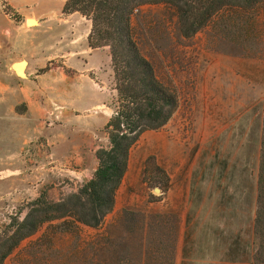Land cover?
<instances>
[{"label": "rangeland", "instance_id": "obj_1", "mask_svg": "<svg viewBox=\"0 0 264 264\" xmlns=\"http://www.w3.org/2000/svg\"><path fill=\"white\" fill-rule=\"evenodd\" d=\"M257 9L255 17L244 27L239 24L224 32V22L215 17L216 23L210 22L188 38L181 36L175 9L168 4L148 3L133 11L130 18L133 38L158 79L175 92L178 102L162 128L143 131L130 148V167L127 165L124 175L131 179L139 174V185L133 187L128 183L125 192L134 198L135 205L118 211L105 223V217L112 210L92 233L71 217L45 222L19 242L6 257V264H172L171 253L158 244L175 220L156 214L154 203L160 197L154 189L165 191L169 187L168 174H181V178L183 174H190L194 197L203 201L210 186L209 174H205L209 172V162L211 166H227L224 180L228 190L227 209L222 236L228 238L229 251L236 250L231 244L239 233L250 240L245 214L250 207L254 210L257 174L232 172L256 170L255 161L245 162L243 154L256 153L264 125V11ZM2 10L17 18L7 5ZM234 22L237 24L236 19ZM102 47L109 52L108 45ZM109 55L95 72L102 73L105 93L109 92L107 103L114 110L117 94ZM94 74H91L94 85L101 88ZM51 118L46 126L50 137L58 128V122ZM104 131L105 127L98 133L100 141L95 143L98 149L109 146ZM163 138L174 146L167 150L169 154L177 151L176 170L171 169L169 173L157 154V144ZM56 145L57 142L47 149L51 155L47 164L28 165L33 174H0V247L5 241L8 244L15 223L25 217L31 202L41 192L46 193V200L57 202L87 181L84 177L87 175L76 174L83 164L76 156L71 157L76 155L74 150L65 152L59 159L54 154V150H59ZM215 151L221 157L214 158ZM235 152L237 162L232 155ZM224 159H227L225 164ZM116 195L122 202L124 195L119 191L115 198ZM202 220L197 223L203 224ZM200 232L196 231L195 236ZM164 244L169 246L165 241Z\"/></svg>", "mask_w": 264, "mask_h": 264}, {"label": "crops", "instance_id": "obj_2", "mask_svg": "<svg viewBox=\"0 0 264 264\" xmlns=\"http://www.w3.org/2000/svg\"><path fill=\"white\" fill-rule=\"evenodd\" d=\"M63 3V0H0V174H33L34 170L29 172L28 165L35 162L47 164L51 156L47 149L56 142L59 150H54L55 156L60 159L65 152L74 150L76 155L71 157L76 156L77 161L83 164L76 174L87 175L84 176L86 180L92 178L98 167L95 143L100 141L98 133L114 110L107 103L109 92L105 93L103 75L95 69L108 60L109 52L103 47L89 46L91 21L79 12H63ZM3 5H7L19 19L4 13ZM29 20L33 23L29 24ZM22 60L25 61L22 66L24 75L19 76L12 64ZM93 73H96L94 75L101 88L94 85ZM50 118L58 122V128L51 137L46 127ZM105 135L108 140L107 133ZM161 141L157 144V154L159 158L161 156L162 167L169 173L171 169L176 170L177 151H169V154L167 150L173 146L172 142L166 138ZM260 148L259 140L255 154H243L245 162L255 161L256 170L238 169L232 174L258 176ZM232 155L237 162V153ZM213 157L221 156L215 151ZM223 161L225 164L227 159ZM239 161L243 158L240 157ZM205 174H209L210 186L206 188L203 201L194 197L195 188L190 186V174H183L182 178L181 174H168L170 185L165 191L160 189L157 195L160 198L154 203L157 215L171 216L175 220L172 264H252L256 249L253 224L257 177L254 210L251 211L250 207L245 214L250 240L239 233L231 244L236 250L229 251L228 238L222 236L225 229L222 221H226L224 211L227 209L228 190L224 182L227 166H211L209 162V172ZM128 183L138 187L139 174L131 179L124 175L117 190L124 195L123 201L120 202L116 195L113 212L105 217V223L118 211L135 205L134 198L125 192ZM200 220L204 223L198 224ZM81 226L89 233L93 232L92 227ZM198 230L201 232L195 236ZM158 245L164 248L162 242Z\"/></svg>", "mask_w": 264, "mask_h": 264}, {"label": "trees", "instance_id": "obj_3", "mask_svg": "<svg viewBox=\"0 0 264 264\" xmlns=\"http://www.w3.org/2000/svg\"><path fill=\"white\" fill-rule=\"evenodd\" d=\"M63 2V12H79L91 21L89 46L92 48L109 46L117 94L114 113L105 125L109 146L96 150L98 167L92 178L85 181L76 192L67 194L57 202L46 200V193L41 192L39 197L31 202V208L25 217L15 223L16 228L8 239V244L5 241L0 247V264L4 263L21 240L35 233L45 222L71 217L77 223L92 228L98 227L104 217L113 210L116 191L127 170L130 148L143 131L162 128L174 113L178 103L175 92L155 75L152 64L142 55L131 33L130 18L137 7L148 3H165L174 7L180 34L185 38L191 37L212 21L216 23L215 17L224 22L222 31L230 32L235 25L240 24L244 27L246 22H250L255 17L257 8L264 11V0H63ZM234 19L237 20V24ZM169 232L165 235L163 233L159 242H162L164 250L167 249L171 253L170 258L167 256L166 258L172 263L175 224H172ZM253 232L256 249L252 264H264V125L261 134ZM163 240L169 243V246L166 247Z\"/></svg>", "mask_w": 264, "mask_h": 264}, {"label": "water", "instance_id": "obj_4", "mask_svg": "<svg viewBox=\"0 0 264 264\" xmlns=\"http://www.w3.org/2000/svg\"><path fill=\"white\" fill-rule=\"evenodd\" d=\"M22 64H25V61H20L19 63H14L12 64V68L15 71L16 74H18L19 76H23V72H22ZM155 192H160L159 188H155L154 189Z\"/></svg>", "mask_w": 264, "mask_h": 264}, {"label": "bare ground", "instance_id": "obj_5", "mask_svg": "<svg viewBox=\"0 0 264 264\" xmlns=\"http://www.w3.org/2000/svg\"><path fill=\"white\" fill-rule=\"evenodd\" d=\"M28 23H29V24H32V23H33V21L29 20V21H28ZM23 65H24V64H22V66H23Z\"/></svg>", "mask_w": 264, "mask_h": 264}]
</instances>
